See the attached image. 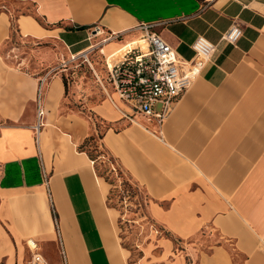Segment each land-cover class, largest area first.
I'll return each instance as SVG.
<instances>
[{"label":"crops","instance_id":"obj_1","mask_svg":"<svg viewBox=\"0 0 264 264\" xmlns=\"http://www.w3.org/2000/svg\"><path fill=\"white\" fill-rule=\"evenodd\" d=\"M233 21L242 34L224 42ZM143 23L184 59L197 36L216 46L160 126L130 122L108 86L93 108L119 126L103 148L146 196L143 250L152 264H264V0H0V264H28L27 241L49 264H121L106 187L73 148L89 125L61 112L70 74L48 71V43L71 60L93 48L104 78Z\"/></svg>","mask_w":264,"mask_h":264},{"label":"rangeland","instance_id":"obj_2","mask_svg":"<svg viewBox=\"0 0 264 264\" xmlns=\"http://www.w3.org/2000/svg\"><path fill=\"white\" fill-rule=\"evenodd\" d=\"M48 46L53 52V59L47 63L48 71L51 70L52 74H70V88L67 87L65 98L60 104L61 112H75L89 125L87 134L73 148L75 151L84 152L92 161H89L90 167L94 168L95 174L106 187L104 200L111 209L109 212H112L110 230L115 254L121 264H152L155 258L143 250L149 241L154 243L156 234V227L147 213L146 196L127 178L121 167L103 148L102 138L107 129H119L118 125L102 119L104 117L99 112L100 108L98 113L102 118L93 111L95 106L105 100L103 89L96 82L95 73L86 62L82 59L71 60L67 50L56 41H50ZM28 49L25 48L22 54L26 56ZM89 59L94 70L99 75L104 74L102 56L98 52H92ZM30 244L33 245V242ZM47 255L52 262L57 261L55 253L50 251ZM25 257L28 260L29 253ZM163 259L165 264H170L166 257Z\"/></svg>","mask_w":264,"mask_h":264},{"label":"built area","instance_id":"obj_3","mask_svg":"<svg viewBox=\"0 0 264 264\" xmlns=\"http://www.w3.org/2000/svg\"><path fill=\"white\" fill-rule=\"evenodd\" d=\"M155 25L157 24L137 25L138 35L120 48L112 60L105 59V76H96V80L102 88L108 86L127 107L128 111L123 115L130 122L141 116L160 126L170 113L173 103L199 75L216 46L203 36H197L191 44L194 55L190 59H184L153 30ZM99 31V28H95L94 33ZM241 34L240 24L233 21L221 35V40L235 43ZM111 36L104 38L103 42ZM92 50L94 49L90 48L74 56L72 60L82 59L89 63L88 54ZM38 114H42L39 101ZM27 246L32 251L28 264H49L38 252L35 242L31 245L27 241ZM63 264H66L64 260Z\"/></svg>","mask_w":264,"mask_h":264},{"label":"bare ground","instance_id":"obj_4","mask_svg":"<svg viewBox=\"0 0 264 264\" xmlns=\"http://www.w3.org/2000/svg\"><path fill=\"white\" fill-rule=\"evenodd\" d=\"M90 162H92V161H90Z\"/></svg>","mask_w":264,"mask_h":264}]
</instances>
